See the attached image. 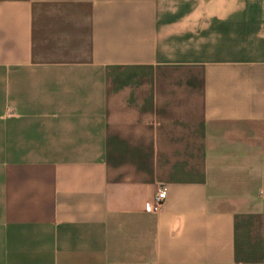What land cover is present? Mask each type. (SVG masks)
Instances as JSON below:
<instances>
[{"label": "crops", "instance_id": "crops-1", "mask_svg": "<svg viewBox=\"0 0 264 264\" xmlns=\"http://www.w3.org/2000/svg\"><path fill=\"white\" fill-rule=\"evenodd\" d=\"M0 264H264V0H0Z\"/></svg>", "mask_w": 264, "mask_h": 264}, {"label": "built area", "instance_id": "built-area-1", "mask_svg": "<svg viewBox=\"0 0 264 264\" xmlns=\"http://www.w3.org/2000/svg\"><path fill=\"white\" fill-rule=\"evenodd\" d=\"M167 197L166 188H160L152 198V201L146 205V210L149 213L158 212L162 209V205Z\"/></svg>", "mask_w": 264, "mask_h": 264}]
</instances>
